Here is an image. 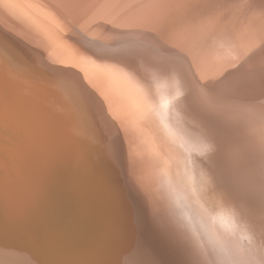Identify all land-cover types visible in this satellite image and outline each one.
<instances>
[{"label":"water","instance_id":"obj_1","mask_svg":"<svg viewBox=\"0 0 264 264\" xmlns=\"http://www.w3.org/2000/svg\"><path fill=\"white\" fill-rule=\"evenodd\" d=\"M96 2L0 0V264H264V0Z\"/></svg>","mask_w":264,"mask_h":264},{"label":"bare ground","instance_id":"obj_2","mask_svg":"<svg viewBox=\"0 0 264 264\" xmlns=\"http://www.w3.org/2000/svg\"><path fill=\"white\" fill-rule=\"evenodd\" d=\"M74 18L84 17L97 4V0H51ZM100 2L103 0H99Z\"/></svg>","mask_w":264,"mask_h":264},{"label":"snow or ice","instance_id":"obj_3","mask_svg":"<svg viewBox=\"0 0 264 264\" xmlns=\"http://www.w3.org/2000/svg\"><path fill=\"white\" fill-rule=\"evenodd\" d=\"M219 153H220V149H219V146H217V152H216L215 156L214 157H210V162H209V169H210V171H211L213 165L215 164L216 157L218 156Z\"/></svg>","mask_w":264,"mask_h":264}]
</instances>
